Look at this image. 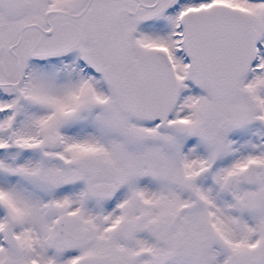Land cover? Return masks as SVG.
<instances>
[{"label":"snow or ice","instance_id":"1","mask_svg":"<svg viewBox=\"0 0 264 264\" xmlns=\"http://www.w3.org/2000/svg\"><path fill=\"white\" fill-rule=\"evenodd\" d=\"M0 264H264V0H0Z\"/></svg>","mask_w":264,"mask_h":264}]
</instances>
